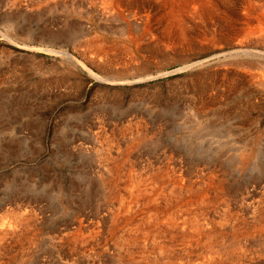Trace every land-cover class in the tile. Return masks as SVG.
<instances>
[{
    "label": "rangeland",
    "instance_id": "rangeland-1",
    "mask_svg": "<svg viewBox=\"0 0 264 264\" xmlns=\"http://www.w3.org/2000/svg\"><path fill=\"white\" fill-rule=\"evenodd\" d=\"M10 1L0 0L3 9ZM39 3V6L43 4V8L40 6L41 9L38 7L34 12L23 10L24 5L12 7L8 10L13 13L9 25L1 21L4 12L3 9L0 10V13L2 12L0 14V223L11 217L10 209L21 211L26 209L32 213V217H35L30 221L35 222L33 225L28 224L24 231L21 228L23 235L21 234L14 244L5 240L6 245L0 247V259L4 257V262L1 264H16L14 260L19 258L22 259L21 264H86L82 254L80 255L76 250L74 253L69 237L77 232H83L87 237L91 228H88L90 223L97 219L96 216L100 211L102 212L106 207L109 210L112 202H109L108 198L112 193L110 194L100 183L105 182L103 181L106 180V177H103L105 174L109 176L105 173L107 166L115 162L117 156L120 159L116 161L119 164L116 176L122 177L116 178L119 182L114 190L119 192L118 188H120V193L125 189L124 180L127 179L125 175L127 171L131 174H137L139 171L138 175L152 179L149 172L152 174L155 170L160 174L164 172L160 170L165 168L167 174L169 170V176L165 175L169 179L172 176L170 185L173 182L172 187L175 186V189L171 187L174 204L182 203L190 195L198 200L200 196L193 191L196 187H200L201 183L203 184L202 180L207 181L208 175L223 177L224 184L228 180L225 184V192L216 190V196H210V200L208 199L212 202L208 205L203 204L202 209L200 206L198 209L202 211L207 209L208 212L204 211V214L211 215L209 226L210 222L218 217L219 212L226 209V213H220L223 215L232 207L236 209L230 211L231 214L228 213V216L224 215L229 218V222L233 215L232 218L236 221L231 222L234 221L237 229L231 230L227 225L225 229L227 228L228 231L223 228L215 230L214 246L217 245L220 236L224 237L235 232L234 236H242L240 239L244 243L240 249L232 248L235 253L229 250V261L239 255L245 264L251 262L257 264L258 261V264H264L262 251L264 250L262 249L264 247V235H262L264 233V55L242 54L235 57L232 49L224 50L238 37L240 39L237 35H235L236 39L232 38V40L200 39L196 44L192 41L194 45L187 43L173 47L175 52L172 47L159 45L156 48V56L147 61L141 57L135 61L138 65H142L138 70L139 66L124 54L125 56L120 57L118 61H114L116 63L112 62L114 66L111 71L136 69L129 70L130 72L123 77L119 76L121 78L107 77L104 72L97 69L96 65L86 61L71 43L62 45L60 42L41 43L34 39H26V32L32 36L51 23L52 28H57V24L59 28L62 23L59 24L61 18L70 17L74 22L82 18L80 13L73 11L69 5L64 7L61 1L60 6L53 9L44 2ZM238 10L241 13V10ZM49 21L51 23H48ZM255 21L253 20V26L259 24ZM236 24V29L243 25L240 20ZM111 25L116 26L115 23ZM75 28L82 30L79 25ZM251 38L253 39L250 41L251 45L257 42L256 47H261L257 52H262L264 43L262 44L259 35L252 34ZM223 51L227 53L225 56ZM234 60L253 61L255 65L249 68L246 65H237ZM82 62L99 77H94ZM64 70L71 72L66 83L60 86L48 83L47 79ZM254 72L257 74L254 75ZM223 78L225 81H221ZM196 82L203 84L197 87ZM202 98L214 101L212 100L211 105L208 104L210 106H206L205 116L196 117L193 113L195 114V108ZM139 132L140 134L137 135ZM137 137L141 142L129 147L127 143L130 139L135 140ZM108 144L111 146V158L107 159L104 149ZM246 147H253V153L245 161L247 164L241 162L239 158ZM121 152L123 153L119 154ZM114 156L116 158L113 160ZM126 159L131 162L128 163ZM158 166L162 168L158 169ZM194 166H197V169ZM204 168L212 172L208 170L206 172ZM182 169L187 171L184 172ZM201 169L202 172H199ZM216 170L221 174L223 171V175ZM177 171L183 175L181 173L177 175ZM191 172L196 174L195 178ZM197 175L199 178L196 177ZM225 176L228 178L225 179ZM189 177L193 178L191 182L188 180ZM192 181L199 183L195 186ZM186 183L189 185L193 183L192 189H188L189 185ZM175 192L176 196L181 193L184 199L181 196L176 197ZM224 194L228 195L224 198ZM222 207L225 209L223 210ZM248 215L251 216L247 217ZM258 217L261 219L259 220ZM101 219L103 220L100 222L102 230L100 232L103 236L98 235L99 242L94 245V247L99 246L100 249L95 247L93 252L102 255L103 252H108L102 248L105 247L103 238L108 235L110 222L108 218ZM255 220L259 221L254 223ZM79 221L81 223L78 224ZM246 225L250 228L247 229ZM86 229L87 234L84 232ZM251 232L253 236L249 234L247 237V233ZM108 240L110 239L106 242L109 245ZM247 245L251 247H245ZM199 246L196 247V251L203 252V247L199 248ZM246 248L249 250L247 251ZM106 252L103 256L100 255L96 264L113 263L110 258L112 255L108 252L110 255L108 257ZM13 253L14 256L11 257Z\"/></svg>",
    "mask_w": 264,
    "mask_h": 264
},
{
    "label": "bare ground",
    "instance_id": "bare-ground-1",
    "mask_svg": "<svg viewBox=\"0 0 264 264\" xmlns=\"http://www.w3.org/2000/svg\"><path fill=\"white\" fill-rule=\"evenodd\" d=\"M60 1L62 2V5H64V7H65V5L66 6L69 5L73 11L80 13V17H82V18L77 19V20H75L76 22H74L70 17H64V15H63L62 17H64V18L59 19V20H61L60 22L58 20L59 24L62 22L60 24L59 28H58V24H57V28H52L50 26L52 23L49 21L48 23H51L50 25L44 26L38 32H36L35 34H32V36H31V34L26 32L25 33L26 39L27 38L34 39V40H37L38 42H41V43H44V42H49V43L50 42H53V43L60 42L62 45L65 43H69V44L71 43L73 45V48L75 47V50L78 49L81 52L82 57L85 58L86 61L96 65L97 69L101 72H104L107 77L113 76L115 78H121L119 76L123 77L127 73L130 72L129 70L136 69V68H131V69H127V68L125 69L124 68L125 70L111 71L112 67L114 66V65H112L113 64L112 62L118 61V59L122 56L128 55V59H132L134 62L140 57H141V59H144L147 61V60H150V58H153L154 56H156V48L159 45L163 46V47H167V48L172 47V50H173L175 47L182 46V45L187 44V43L194 45V43L196 44L200 39L201 40L202 39H209V40L213 39L215 41H219L221 39L226 38L225 40H232V38H235V35H237V36H240V39H238L239 37L237 39L235 38L236 41L234 40L233 41L234 43L228 45L226 47V49H224V50L227 51V50L232 49L235 52V54H234L235 57H239L242 54H246V55L253 54L254 55V54L258 53V54H260V56L264 55V50L262 52L261 51L257 52V50H259L261 48V47H256L257 42L252 43V45L250 43V41L252 39L251 38L252 34L259 35V38H260L262 44L264 43L263 42L264 41V7H263L264 6V0H262L261 2H258L256 0H11L10 3L5 4L6 5L5 9H3L4 6H1V4H0V10L3 9V12H4V14H3L4 16H2L1 21L4 24L6 23L8 25L12 22L11 17L13 15V13L8 12V10H11L12 7L16 8V6H19V5L23 6L24 5L23 10H25V11L28 10V11L34 12V10L38 9V7L40 8V6H42V8H43V4L39 6V4H40L39 2H44L45 4H47V6H49L50 9L51 8L53 9L57 6H60V4H61ZM67 1H69V3H67ZM237 8L241 10L242 14L239 12V10ZM38 11H40V10H38ZM65 13H66V11H65ZM68 14H70V13H68ZM52 17L54 18V16H52ZM256 19L259 22V24L256 25L257 27L253 26V23H254L253 20L255 21ZM239 20L241 21V23L243 25L239 26V24H238L239 28L236 29L235 25H237L236 24L237 21L239 23ZM52 21L56 22L57 20H52ZM257 21H255V22H257ZM111 23H115L116 26L113 25L114 27H112ZM78 25L82 28V30H79V28L78 29L75 28V27H78ZM11 27H9V28H11ZM39 28H40V26H39ZM22 30L25 31L24 28ZM29 31H30V29H29ZM192 41L194 43H192ZM259 44H260L259 46H261V43H259ZM53 46H54V44H53ZM56 46H57V44H56ZM160 49H162V48H160ZM223 54L225 56L227 53L225 51H223ZM233 56H231V57H233ZM242 60L241 61H235L234 60V62L237 65H246L247 67L249 66V68L254 63L253 61H252L253 63L252 62H242ZM176 61H179V60H176ZM255 61H256V59H255ZM114 63H116V62H114ZM82 64L84 67L87 68V70L94 77H99L97 74L92 72L91 69L89 67H87L83 62H82ZM132 64H134V63H132ZM136 64H137V66H139L137 68V70L140 67H142L141 64L138 65V63L135 62V65ZM176 71H177V69H176ZM202 73H204V72H202ZM249 73H251V72H249ZM254 73H255L254 75L257 74L256 72H254ZM217 75H219V74H217ZM70 76H71V72L70 71L66 72L64 70L62 73L60 72L59 74H57V75H55V76H53L47 80L49 81L48 82L49 84H52V85L54 84V85L60 86L61 84L66 83ZM110 78H108V79H110ZM215 80H217V79H215ZM209 81L207 80V82H209ZM221 81H225L224 78ZM229 81H232V80L229 79ZM197 82H198V80H197ZM232 82H234V81H232ZM39 83L37 84V86H39ZM239 83H240V81H239ZM201 84H203V83H197L196 86L201 87ZM202 87H203V85H202ZM212 100L209 101L207 99L202 98L201 101L199 102L198 107L195 108V114L193 113V115L196 117H201L202 115L205 116L204 114H205L206 106L208 104L211 105L214 101V100L213 101ZM217 103H218V100H217ZM210 105H208V106H210ZM245 106H246V104H245ZM228 110H230V109H228ZM243 111H245L244 108H243ZM219 113H221V112L219 111ZM228 113H230V112H228ZM140 132L137 133V135L140 134ZM142 136H144V135H142ZM130 138H131V136H130ZM142 139H143V137H142ZM139 142H141L140 138L137 137V138H135V140H134V138H133V140L130 139V142L127 144H129V147H131L133 145L135 146V144H138ZM110 144H112V143H110ZM107 146L108 147L104 150H106V153H107L106 157L108 159V158H111L110 157L111 146H109V144ZM133 147H132V150H133ZM122 148L125 149V147H122ZM252 148L246 147L244 150H242L244 152H241L240 157H239L242 160L241 162H245L246 160H248L250 158L251 154L253 153ZM128 150H129V148H128ZM121 151H122V149H121ZM126 151H127V148H126ZM116 152H118V151H116ZM122 153L123 152H121L119 154H122ZM117 157H118V159H120L119 156H117ZM115 158H116V156H114L113 160ZM118 159H115V160L117 161ZM126 160H128V159H126ZM116 161L113 162L111 165L109 164L107 166L108 168L106 167L107 172H105V173L109 174L108 177L103 172L105 174V175L103 174L104 175L103 177H106V180L103 179V181H105V182H101V183L99 182L101 185L102 184L104 185V188L107 191H109L110 194L112 193V195H113V196L111 195V197L108 196L109 198L104 197V198L110 199L109 202L110 201L112 202L111 204L109 203L110 204L109 205L110 208L108 207L109 210H107V207H106V209H104L105 212H104V210L102 212L100 211L99 215H97V212H96L97 216L96 215L95 216L97 217V219L94 220L93 223H90L91 225L88 227V228L91 227L90 232H88V234H87V232H86L87 229L84 230V232H86V234H87V237L85 234H83V232L82 233L77 232V234H73V235H71V233L68 232V234L70 233V235H71L69 237L71 242L69 240L68 241L70 242V244H72V246H73L72 248H74V253L76 250L78 253H80V255L82 254L84 257L83 259L85 260L86 264H88V263L96 264V262L100 259L99 257L101 254L93 252V250L95 249V247L99 248V246L94 247V245L97 243V241L99 242V240H97V238H98L97 236L101 235L100 231H102V230L100 227V222L103 220L101 218H104V219L108 218L109 219L108 222H110L109 223L110 226L108 229V231H109L108 235L106 237L104 235L105 238H103L104 244H105L103 246H105V247L104 248L101 247L102 249H106L112 255V256H110L108 254V252L105 251L107 253L106 256L108 255V257L110 256V258H112L113 263H110V264H245L242 262V259L240 258L239 255L235 259L230 260V261H229L230 258H228L229 257V250L231 252L233 249L236 250L237 248L240 249L242 247V244L244 243L240 239L242 236L241 237L240 236L239 237L234 236L235 232L234 233L231 232V234H227L224 237L220 236L219 241L216 240L217 245L214 246V244H216V243L213 242V239L215 238V236H214L215 232H216L215 230H217V229L220 230L222 228L225 229V227L227 225L229 226V229H231V230L237 229V228L235 229L234 221H236V220H234L232 218L233 215H231V217H230L231 221L234 220L233 222H231V221L229 222L228 221L229 218L227 219V217H226V216H228L227 215L228 213L231 214L230 211H232L234 208L232 207V209L230 210L229 209L230 206H229L228 209L230 211L227 214H225L226 209L224 207H222V209L223 208L225 209V211H222V212H225L224 214L226 216L224 214L221 215L220 213H222V212H219L218 213L219 215L217 214L218 217L215 216L218 219L217 218H216L217 220L213 219L210 222L211 223L210 226L208 225L209 224L208 221H209L211 215L209 213L208 214L210 216L204 214V211L207 210L206 208H204L206 210H203V211L201 210L202 209L201 205H203V204L208 205V203L212 202V201H209L210 200L209 197L214 196L216 193L215 192L216 190L223 193L224 188L226 187L225 184L228 180L224 184L223 177H216V176H214V174H212V175L207 174L208 175L207 181L202 180L203 184L201 183V186L196 187L195 190L193 191V193L200 196V198L198 200L194 199L193 195H192V197H190L191 196L190 195L188 198L187 197L188 194H187L186 197L188 199H185L182 203L176 202V204H174L175 201L173 200L174 197L172 198V188H174L175 186L172 187L173 182L170 185V179H172V176L170 175L171 176L170 179L167 177V176H169L168 175L169 170L168 171L166 170L167 171V174H166V172L164 170L165 168L163 165L162 166L164 169L160 170V171H164V172H162L160 174L158 173L159 171H155V170H153L152 174H151V172H149V170L147 169V171L150 173V176H152L151 177L152 179H150L146 176H142L140 174L138 175L139 171L137 172V174H131L129 171H127V173L125 174L127 179L124 180L125 189H124L123 193L122 192L120 193V188H118L119 192L114 190L118 186L117 182H119V181H117L116 178L122 177L121 175H120L121 177L116 176L117 175L116 171L119 168V164H117ZM128 161H129L128 163L131 162L130 160H128ZM124 162H126V161H124ZM167 162H169V161H167ZM154 163H156V162H154ZM191 163L193 164V162H191ZM210 163L212 164V162H210ZM215 163H217V162H215ZM245 163L247 164V162H245ZM204 165H206V164H204ZM215 165H217V164H215ZM154 166H155V164H154ZM162 166H158L159 168L158 167L157 168L161 169ZM120 167H121V165H120ZM196 167L197 166H194V168H196ZM198 167H200V166H198ZM208 167H209V165H208ZM185 168H186V166H185ZM262 168H263V166H262ZM120 169H119V171H121ZM170 169H172V168H170ZM202 169H201V171L199 170V172H202ZM178 170H180V169H178ZM204 170H205V168H204ZM207 170L208 169H206L205 171L207 172ZM111 171L113 173H111ZM182 171H184V170L182 169ZM186 171H184V172H186ZM209 171L210 170H208V172ZM199 172H197V173H199ZM206 172H205V175H206ZM210 172H212V171H210ZM213 172H214V170H213ZM217 172H219V171H217ZM177 173H178V171H177ZM180 173H178L177 175H179ZM224 173H225V171H224ZM191 174H192L193 178H195L196 174H194L193 172H191ZM172 175H174V174H172ZM177 175H175V176H177ZM182 175H180V176H182ZM215 175H216V173H215ZM221 175H223V171H222ZM227 176H228V174H227ZM196 177H198V175ZM173 178H175V177L173 176ZM198 178H196V179H198ZM227 178L228 177H226L225 179H227ZM192 179L190 178L188 180L190 181ZM166 181H168L169 183ZM177 181H179V180H177ZM174 182L176 183V181H174ZM183 183H184V181H183ZM193 183L195 184V186H197L198 184L196 185V183H199V182H196V183L193 182ZM193 183L192 184L190 183V185H189V183H186L189 185L188 189H192ZM183 185H185V183ZM95 187H97V186H95ZM178 187H180V186H178ZM102 188H101V190H103ZM227 189H228V187H227ZM101 190H100V192H101ZM121 191H122V188H121ZM181 191H183V190H181ZM183 194H184V192H183ZM106 195H108V194H106ZM225 195H228V194H224V196H223L224 198H225ZM175 196H176V192H175ZM178 196L183 197L181 195V193L178 194L176 197H178ZM113 199H115V201H113ZM183 199H184V197H183ZM219 200H218V202H220ZM177 201H179V200H177ZM230 201H231V199H230ZM224 202L226 203V201H224ZM215 204H216V202H215ZM242 204H244V203H242ZM19 205H21V204H19ZM199 206L201 209H198ZM212 206H214V205H212ZM236 206H237V204H236ZM214 208H217V207H214ZM219 208H221V206ZM254 209L255 208H253V210ZM217 210H218V208H217ZM235 210L236 209H234V211ZM257 210L259 211V209H257ZM10 211H12L11 213L9 212L11 214V217L9 216L6 220H2L0 223V247H4L6 245L4 242H6V241L11 243V244H14L17 241V238H19L21 236V234L23 235L22 231H24L26 226L28 224L33 225L35 223L34 221H33V223L30 222L31 220H34L35 217H32V213L27 211L26 209H24V211L17 210V209H10ZM206 212H208V211H206ZM212 213H213V211H212ZM215 213H216V211H215ZM259 213H261V212L259 211ZM242 214H243V212H242ZM220 215H221V217H219ZM238 216L240 217V215H238ZM250 216L248 215L247 217H250ZM240 218H242V217H240ZM252 219H255V217ZM258 219H259V217H258ZM248 220H250V219H248ZM259 220H257V221H259ZM243 221H246V220L243 219ZM257 221L255 220L254 223H256ZM77 223L79 224L81 222L79 221ZM88 224H89V222H88ZM106 224H108V223H106ZM242 224H240V225L242 226ZM86 226H87V224H86ZM101 226H103V225H101ZM257 226H261V225H257ZM245 227L247 229L250 228L249 226H248L249 227L248 228L247 225ZM21 228H22V231H21ZM106 228H107V225H106ZM103 230H104V228H103ZM105 230H107V229H105ZM225 230H223V231H225ZM72 231L73 230H71V232ZM227 231H228V229H227ZM99 232H100V234H99ZM225 232H224V234H225ZM255 233H257V232H255ZM66 234H64V235H66ZM221 234H222V232H221ZM249 234H252V232L247 233V237H249L248 236ZM262 235H264V233ZM101 236H103V235H101ZM252 236H253V234H252ZM254 237H255V235H254ZM99 238H100V236H99ZM243 238H245V237H243ZM60 239L61 238L59 237V240ZM107 239H110V240H108V242L110 241L109 242L110 246L106 242ZM244 240H247V238H245ZM248 240H250V239H248ZM252 240H253V238H252ZM252 240H250V241H252ZM250 241H249V243H250ZM246 243H247V241H246ZM199 245L201 247H203V249H204L203 252L201 251L202 253L200 251L199 252L196 251V247L198 248ZM244 245H246V244H244ZM251 245H250V247H251ZM200 246H199V248H200ZM245 247H248V245ZM245 247H243V248H245ZM250 247H248V248H250ZM252 249L253 248H251V250ZM262 249H264V247ZM69 250H71V249H69ZM246 250H247V248H246ZM246 250L244 249V253L246 252ZM90 251H92L93 253H91ZM259 251H261V250H259ZM262 251L264 252V250H262ZM105 252H103V253H105ZM235 252L236 251L233 250V253H235ZM103 253L101 256H103ZM233 253H231V255ZM250 253H249V255L251 256ZM15 255H17V254H15ZM96 255H97L98 259H96L97 258ZM233 255H236V254H233ZM246 255H248V254H246ZM10 256L11 257L14 256V253ZM250 256H248V257H250ZM255 256L256 255H254V257ZM242 258L244 259V257H242ZM246 258L247 257H245V259ZM251 258H252V256H251ZM3 259H4V257H2L0 259V264L4 262ZM16 260L17 259L14 260V263L21 264V262H22L21 258H19V260H17V261ZM261 260H263V259H261ZM223 261H224V263H223ZM258 262H257V264H258ZM98 264H99V262H98ZM252 264H254V263H252Z\"/></svg>",
    "mask_w": 264,
    "mask_h": 264
}]
</instances>
